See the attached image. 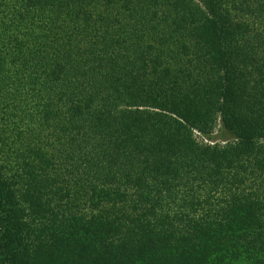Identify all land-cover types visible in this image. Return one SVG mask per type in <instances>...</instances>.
Wrapping results in <instances>:
<instances>
[{
    "label": "trees",
    "instance_id": "obj_1",
    "mask_svg": "<svg viewBox=\"0 0 264 264\" xmlns=\"http://www.w3.org/2000/svg\"><path fill=\"white\" fill-rule=\"evenodd\" d=\"M0 264H264V0H0Z\"/></svg>",
    "mask_w": 264,
    "mask_h": 264
},
{
    "label": "rangeland",
    "instance_id": "obj_2",
    "mask_svg": "<svg viewBox=\"0 0 264 264\" xmlns=\"http://www.w3.org/2000/svg\"><path fill=\"white\" fill-rule=\"evenodd\" d=\"M195 138L197 139V141L199 143H201V142L210 143L209 141L204 140L203 138H201L198 133H195ZM232 140H233V138L227 132H225L224 129L220 125H218L216 127L213 135H212V140L211 141H213L212 144H214V143L224 144V143H227V142H231Z\"/></svg>",
    "mask_w": 264,
    "mask_h": 264
}]
</instances>
